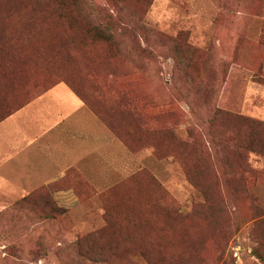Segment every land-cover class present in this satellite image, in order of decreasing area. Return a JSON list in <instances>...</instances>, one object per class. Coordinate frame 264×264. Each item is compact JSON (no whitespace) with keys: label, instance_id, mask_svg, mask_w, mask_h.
Listing matches in <instances>:
<instances>
[{"label":"rangeland","instance_id":"374dc122","mask_svg":"<svg viewBox=\"0 0 264 264\" xmlns=\"http://www.w3.org/2000/svg\"><path fill=\"white\" fill-rule=\"evenodd\" d=\"M52 82L108 136L53 188L0 193V264H264V126L248 143L239 118L215 114L264 124V0H0V109ZM68 111L42 99L0 129V148ZM41 160L2 168L5 189L58 172Z\"/></svg>","mask_w":264,"mask_h":264},{"label":"crops","instance_id":"0c3cea01","mask_svg":"<svg viewBox=\"0 0 264 264\" xmlns=\"http://www.w3.org/2000/svg\"><path fill=\"white\" fill-rule=\"evenodd\" d=\"M46 97L55 98L60 105L69 104L70 111L61 115L59 121H53L54 123H49L44 127L34 124L37 123L38 118L32 119V125L44 129L32 135L27 132H19L20 135L13 134L10 146L6 150L0 148V193L18 196L39 185L48 184L50 181L61 177L65 170L77 164L88 153L94 152L100 142L104 140V137L108 136L95 119L92 111L65 83L55 84L29 104L16 111L0 123V129L6 123H9L11 119H14L16 115L26 111L27 108L34 106ZM43 116H49L48 110L40 113V117ZM27 152L33 153L34 156H38L44 162L45 166L37 169V171L52 165L57 167L58 172L46 177L43 175V178L39 179L37 183L31 184L29 187H22V189L11 194L4 187L5 181L1 178V169L10 163L20 162ZM37 174L39 172H35L33 176ZM33 182L31 181V183Z\"/></svg>","mask_w":264,"mask_h":264},{"label":"trees","instance_id":"16d2710c","mask_svg":"<svg viewBox=\"0 0 264 264\" xmlns=\"http://www.w3.org/2000/svg\"><path fill=\"white\" fill-rule=\"evenodd\" d=\"M64 8H67V6H64L61 2L60 6H59V10L62 11ZM66 14V13H65ZM60 15H61V12H60ZM88 31H91V28H89L87 30ZM97 35L100 36L101 38L103 39H109L111 37V34H105L104 32H100V31H96ZM174 41H180L181 45L184 44V46L186 47L187 51L186 52H192L193 55L190 56L189 58V61H195L196 58H198V55L196 54L197 52V49H193L189 44L186 43V39L184 37V35H182V33H179L176 38L174 39ZM179 54H181V56H177V59H178V62L179 64L181 63L182 59L181 57H183V54L179 51L178 52ZM188 76V75H187ZM202 76V74H201ZM58 83V82H57ZM57 83H54L52 82L50 85L44 87L42 90L36 92L35 94L31 95V96H28V97H24L23 99L21 98V100L17 103H8L6 104L5 106H3L1 109H0V121H2L3 119H5L6 117L10 116L11 114H13L14 112L18 111L19 109H21L24 105H26L27 103H29L30 101H32L34 98L40 96L42 93H44L45 91H47L49 88H51L53 85L57 84ZM67 85V84H66ZM68 86V85H67ZM69 87V86H68ZM70 88V87H69ZM71 89V88H70ZM72 90V89H71ZM73 91V90H72ZM74 92V91H73ZM75 93V92H74ZM77 95V94H76ZM78 96V95H77ZM80 98V97H79ZM81 99V98H80ZM82 100V99H81ZM83 103H85L84 100H82ZM216 110V109H215ZM215 114L216 115H223V116H226V117H236V118H239L241 121H242V126L239 127L237 129L238 132H244V139H249L248 140V143L251 142V139L252 137H254L259 131H261L264 126V124L262 122H258L256 120H253V119H250V118H247V117H242V116H239V115H236V114H233L231 113L230 111L228 110H216L215 111ZM235 131V130H234ZM231 132V134L234 133ZM229 133V132H227ZM228 135V136H225V138H223L221 140V142L226 145L225 147L229 146L231 148V151L232 149L234 150H237V151H233L235 154H237L238 156V164L236 166V169L233 168V170H235L234 172L231 173L232 176L236 175L242 182H245L246 183V178L248 176V173L250 172V167L249 165L247 164L246 162V157L245 155L243 156V145L242 143H239L237 140H235L234 137H232V135ZM260 146L262 150H264V142H260ZM227 165L231 166L232 165V162L228 159V157L225 159ZM232 170V171H233ZM55 186V183H51V184H48L46 186H44L43 188L45 190H49L51 188H53ZM244 190V187L242 188V191ZM28 196H25L23 197L21 200L23 201H26L28 200ZM142 219V218H141ZM142 222H140V225H141ZM145 223V222H144ZM140 225L138 226V224H135V226H133L134 228L131 229L129 231V233H136L138 234L139 232L141 233L142 230H146V228H142L140 229ZM94 235V234H93ZM88 238H91V235L89 236H86ZM154 242V245H157V242H158V238H155V240H153ZM255 255L258 259L261 260V262L264 263V254L258 252L255 250Z\"/></svg>","mask_w":264,"mask_h":264}]
</instances>
